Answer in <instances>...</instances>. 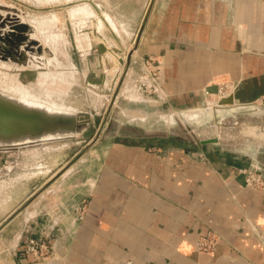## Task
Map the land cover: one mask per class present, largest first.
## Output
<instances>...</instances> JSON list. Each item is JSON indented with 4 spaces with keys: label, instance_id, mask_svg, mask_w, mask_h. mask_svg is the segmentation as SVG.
Returning <instances> with one entry per match:
<instances>
[{
    "label": "crops",
    "instance_id": "obj_1",
    "mask_svg": "<svg viewBox=\"0 0 264 264\" xmlns=\"http://www.w3.org/2000/svg\"><path fill=\"white\" fill-rule=\"evenodd\" d=\"M83 29L75 26L80 39L71 40L66 71H44L52 60L40 55L28 57L39 67L18 70L9 60L4 66L39 69L35 80L47 93L54 91L48 83L59 79L63 92L83 87L97 95L78 82L94 55ZM148 56L156 79L144 66ZM102 70L105 85L114 76L116 99L138 104L119 107L117 120L142 131L89 149L13 217L0 230L6 264H264V190L245 185L240 173L264 177V0H156L125 76L118 81L121 68ZM212 85L227 88L225 96L233 92L245 114L259 115L260 122L238 117L216 123L232 105H215ZM99 98V105L37 106L69 118L79 106L102 111L106 104ZM192 112L197 117L185 115ZM181 118L195 124L213 119L215 140L191 144L151 133V123L167 129ZM94 131L91 125L69 141L54 137L1 149L0 221L77 155ZM208 229L220 236L217 247L197 251L195 241ZM30 237L48 240L47 259L24 251Z\"/></svg>",
    "mask_w": 264,
    "mask_h": 264
},
{
    "label": "rangeland",
    "instance_id": "obj_2",
    "mask_svg": "<svg viewBox=\"0 0 264 264\" xmlns=\"http://www.w3.org/2000/svg\"><path fill=\"white\" fill-rule=\"evenodd\" d=\"M155 1L153 2V5L155 4ZM148 2L149 0H0V22L1 25H3L0 27V33L5 34L7 32V28H9V25L15 22H23L28 26V30L26 31L28 38L35 40L36 43L30 42L32 51H25L22 46L27 45V41L29 39L24 41L23 44L20 45L24 54H19L18 56L16 54V60H12L10 58H0V95H8L9 97L14 96L15 98L20 97L25 99H33L30 101H35L37 103L40 102V105L59 106L82 104L99 105L101 102L99 96L101 95L103 98V103L107 104L110 101V95L115 89V87L113 88L114 76L111 78L109 77L107 85L102 87L106 94H108L106 96L105 94H100L95 90L94 92L97 93V95L86 94L83 87L80 90L76 89V94H73L74 88H70L71 91L69 92H67L68 89L63 92L64 88L59 87L61 84L58 83V81L60 82L59 79L54 80L53 83H48L49 87L47 89L54 91L47 93L36 83L34 75L39 69L13 71L4 65H8L6 60H9L13 62V67L18 70L30 66L39 67L37 62L29 59L28 57L31 58V56L40 55L43 57L42 59L48 58V60H52L51 63L47 64L49 68L44 69V71H66V67L69 65L68 61L71 60L70 56L73 57L74 55L71 40L75 35V26L76 28H82V31H84L83 27L86 26L87 32L90 31L91 26L94 27L96 29V33L106 42L109 41V43H107L118 50L119 55L123 57L128 53V51L132 52V50L135 48V42L138 40L140 34H142V31L144 30L147 19L142 30L140 31L139 29ZM82 6L85 8H81ZM152 7L149 14L151 13ZM88 11L93 12L89 13ZM104 15H106L107 18ZM108 16L110 18H108ZM84 22L86 24H84ZM75 36V39L79 41V35L76 34ZM1 44L3 43L1 42ZM1 47L5 50L11 49V47L7 46L6 44H3ZM37 48L40 49L39 52L37 51ZM92 50L95 54L94 48H92ZM126 56L123 57L124 60L126 59ZM19 59H22V61H18ZM55 61H61V65L57 67ZM105 68L107 71H111L112 68L115 70L121 68V75L123 65H119L115 62L113 66H106ZM120 75L118 76V81ZM124 76L125 74L123 77ZM78 82H82L84 86V77L82 78V76H80ZM71 97L75 98V100ZM217 97V95L213 94L212 101L216 102ZM134 105L138 104L127 102L126 99L121 96L117 99L115 98L111 107V125L106 130L107 135L103 143H109L115 136H121L124 134L135 135L142 131V128L140 127H134L128 124L121 125L119 120H117L121 117L119 115V107L127 106L129 108H134L136 107ZM216 116L220 118L224 124H231L236 121L238 117L240 120L252 118L256 123H259L261 119L259 115H250L248 112L245 114L243 110L237 111L236 109L233 110V113L221 111ZM172 121L173 118L171 119V122ZM186 123L194 129L196 138L211 136L215 132L213 127V119L211 118L208 120V122L203 124H195L192 121H187ZM165 126L166 125L164 123L159 121L154 125L151 123V133L157 135H164L167 133L168 135H172L174 137L176 136L186 139L191 144H193L194 140H196V138L191 133L183 131V128L185 127L183 118H181V121L179 122L168 125L167 129ZM69 139H71V137H67V141H69ZM71 148L73 149L75 147L72 146ZM81 156L77 157V159L72 164L75 163L76 165L80 163L78 161ZM256 174L259 173L256 172ZM36 197L29 200L28 204L34 203L33 201H35ZM2 250L3 246L0 241V264H6V260L9 258ZM48 256L49 255H47V258Z\"/></svg>",
    "mask_w": 264,
    "mask_h": 264
},
{
    "label": "water",
    "instance_id": "obj_3",
    "mask_svg": "<svg viewBox=\"0 0 264 264\" xmlns=\"http://www.w3.org/2000/svg\"><path fill=\"white\" fill-rule=\"evenodd\" d=\"M155 0H149L146 10L144 12L141 24H140V31L142 30L145 21L147 19V16L150 12V9L153 5V2ZM3 25H1L0 22V27H2ZM28 30V26L27 24L23 23V22H15L11 25H9V28H7V32L5 34H1L0 33V58L1 59H7L10 58L12 60H16V54L17 56L19 54H24L23 53V49L25 51H32L31 49V43H35V40H32L30 38H28L26 31ZM88 38H89V43L91 46V49L94 48L95 50V54L89 55L87 57L88 61H89V71L88 74L85 76L84 78V82L87 85H90L93 90L97 91L100 94H106L105 90L102 89L103 86H105L106 84V80H107V76L106 73L103 72V67H111L113 66V64H115V62L119 65H123V69L121 72V75L119 77V81L122 79L123 75L125 74L127 65L129 63V55L131 54L130 51H128L126 59L124 60L122 56L119 55L118 50H116L114 47L110 46L103 38H101L97 33H96V29L94 27L91 26L90 31L87 33ZM29 39V40H28ZM28 40V41H27ZM32 40V41H31ZM24 41H27V45H23V49H21L20 45L23 44ZM1 42H3V44H6L8 46L11 47V49H3L1 46L3 44H1ZM30 43V44H29ZM36 44V43H35ZM137 45V41L135 42V45ZM39 48H37V51L39 52ZM111 54L113 60L107 59L106 55L107 54ZM27 54V53H25ZM114 61V62H113ZM112 63V64H111ZM97 71V72H95ZM116 88L117 85L115 86V89L113 90L112 94L110 95V101L106 104V106L104 107V109L101 111H97L93 108H87V107H82L79 106V109L77 111H74V113H72L69 118H63V117H44L43 115L48 113V112H42L41 110H37L38 112H41L42 115L40 113L37 112H33V111H27L29 110V108H21L20 111H18L15 108L12 107H3L2 108V112L1 113H5L7 115H9V118L12 117V115H20L22 116L23 119H36L38 121H40V124L38 127H41V129L38 132H33V133H29L32 135H37V134H41V133H46V132H51V133H57L58 130H64L63 135H54L53 137H43L41 139H32L29 141H26V143H24L23 145H19L16 143H10L8 145H0V149H9V148H13V147H21V146H25V145H30V144H35V143H39L42 142L44 140H48V139H52L54 137H68V136H72V135H78L81 134V132L86 129L88 126H93L95 128L94 133L90 136L89 139H87L85 141V143L82 145L81 149L78 151L77 155H75L74 157H72L69 161L65 162L63 165H61L56 171H54L45 181L44 183L35 191H33L29 197H27L22 203L18 204L14 209H12L9 214L2 220L0 221V230L13 218L15 217L19 212H21L29 203V200H31L32 198L36 197L37 195H39L43 189L46 188V186L51 183L55 178H57L61 173H63L76 159L77 157L81 156L82 154H84L86 151H88L91 148H95L98 145H100L104 140L105 137L107 135L106 130L108 129V127L111 125V119H112V115H111V107L113 105V102L116 98ZM208 91L213 93V94H217L218 91V87L216 85H212L208 88ZM118 103V102H117ZM121 103V102H119ZM223 104H228V105H232V107H230L227 111L228 112H233L234 109H236L237 111H240L242 109H244V105L243 103H239L234 99V94L233 92L227 96H218L215 102V105H223ZM84 105V104H82ZM23 109V111H22ZM213 111H218V109H213ZM226 111V110H224ZM53 115L54 113H48ZM61 116V115H60ZM215 120L216 123H219V121H221L220 118H218L217 116H215ZM179 122V121H177ZM183 122L185 123V127L183 128V131L185 132H189L191 133L195 138L196 135L194 133V129L191 128V126H189L185 121L183 120ZM46 124L51 126L52 124L57 123V125H52V128H43L41 124ZM181 123V122H180ZM34 127H37V125H35ZM12 136V135H10ZM7 137V138H11V137ZM215 138L211 137V136H206V137H202V138H196V140H194L195 142L202 144V143H207V142H211L214 141Z\"/></svg>",
    "mask_w": 264,
    "mask_h": 264
},
{
    "label": "bare ground",
    "instance_id": "obj_4",
    "mask_svg": "<svg viewBox=\"0 0 264 264\" xmlns=\"http://www.w3.org/2000/svg\"><path fill=\"white\" fill-rule=\"evenodd\" d=\"M84 6H82L81 8H83ZM80 8V7H79ZM85 8V7H84ZM89 8V7H88ZM91 10V9H90ZM89 12V11H88ZM93 11L89 12L92 13ZM104 12V11H103ZM86 13V12H85ZM88 13V14H89ZM87 14V13H86ZM106 15H108L107 13H105ZM104 15V16H106ZM107 18V16H106ZM108 18H110L108 16ZM112 20V19H111ZM114 20V19H113ZM112 22V21H111ZM114 23V22H113ZM112 23V24H113ZM111 24V23H110ZM115 25V24H114ZM104 26V25H103ZM100 27V26H99ZM116 28V27H114ZM117 29V28H116ZM98 30V29H97ZM102 31V30H101ZM5 33V32H4ZM3 43V42H2ZM8 46V45H7ZM8 48V47H7ZM106 56H110L111 59L113 60L111 54H107ZM18 61H22V59H19ZM18 64V63H17ZM4 93V92H3ZM228 93V92H227ZM33 99H25V98H15L14 96L9 97L8 95L6 96H1L0 95V145H8L10 143H16L19 145H23L24 143H26V141L32 140V139H37V137H40L41 134L45 135L46 133H41V134H29V133H33V132H38L41 127H38L40 124V121L36 120V119H23L22 116L20 115H12L11 118H9V115L5 114V113H1L3 110L2 108L5 107H12L17 109L18 111L21 110V108H29V110L27 111H33V112H37L40 113L42 115L41 112H38L37 110L39 109L37 105H40V102L37 103L35 101H30ZM70 102V101H69ZM75 102V101H74ZM77 102V101H76ZM75 104V103H74ZM26 107V108H25ZM48 108V107H47ZM37 109V110H36ZM216 109V108H215ZM41 110V109H39ZM50 110V108L48 109ZM23 111V109H22ZM42 112H48V113H54L53 115L51 114H44V117H63V115H59L57 114V112H50V111H46L41 110ZM58 111V110H57ZM200 114V113H199ZM185 115L187 117H196L198 115V112H192V113H185ZM35 125H37V127H34ZM43 128H52V125H57V123L52 124L51 126L44 124H41ZM63 133V132H62ZM61 133V134H62ZM56 134V133H55ZM58 134V133H57ZM12 135V136H10ZM47 135V134H46ZM53 135V134H52ZM11 137V138H7V137ZM48 136V135H47ZM50 136V135H49ZM44 137V136H41ZM40 137V138H41Z\"/></svg>",
    "mask_w": 264,
    "mask_h": 264
},
{
    "label": "built area",
    "instance_id": "obj_5",
    "mask_svg": "<svg viewBox=\"0 0 264 264\" xmlns=\"http://www.w3.org/2000/svg\"><path fill=\"white\" fill-rule=\"evenodd\" d=\"M154 59L152 56H148L144 59V66L149 67L151 72V77L153 79L157 78V68L153 63ZM226 89L222 86L218 87L217 96H225ZM240 173L244 175V183L247 186L255 187L264 190V177L251 172L247 169H240ZM220 236L214 230L208 229L202 235H200L195 241V249L202 252L214 251L219 242ZM24 251L26 253H31L34 255L38 261L47 258L50 254V247L48 240L44 238L30 237L24 246Z\"/></svg>",
    "mask_w": 264,
    "mask_h": 264
}]
</instances>
